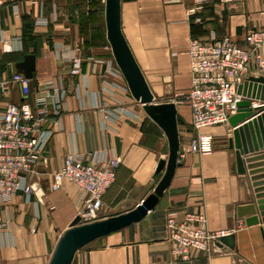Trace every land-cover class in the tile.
Returning a JSON list of instances; mask_svg holds the SVG:
<instances>
[{"label":"crops","instance_id":"1","mask_svg":"<svg viewBox=\"0 0 264 264\" xmlns=\"http://www.w3.org/2000/svg\"><path fill=\"white\" fill-rule=\"evenodd\" d=\"M0 1V112L25 100L12 76L28 54L35 55L36 68L27 101L34 105L50 86L64 93L60 114L49 106L48 120L40 124L51 136L28 177L32 194L0 199V218L9 222L0 232V264H48L61 233L80 212L78 187L66 179L54 186L65 157L77 153L89 162L94 154L106 153L120 160L116 180L103 196L102 216H109L134 208L153 189L157 166L168 157V141L115 72L120 69L107 41L105 1ZM101 8L104 27L94 38L85 18L99 15ZM45 18L48 23H41ZM263 26L264 0H121L122 33L160 103L175 102L178 93L190 89L192 39L229 36L244 44L249 31ZM75 58L81 67L72 75ZM261 76L264 69L251 62L239 90L252 108L264 104V84L250 81ZM176 106L180 157L160 202L142 221L79 250L72 264H264L263 224L253 189L248 175L238 173L228 144L234 129L228 122L203 128L201 133L213 137L214 149L193 153L189 144L197 132L190 107ZM254 158L264 194V156ZM172 210L179 220L187 212L203 214L210 231L226 232L231 239L179 260L166 231ZM253 218L259 223L247 225Z\"/></svg>","mask_w":264,"mask_h":264},{"label":"built area","instance_id":"2","mask_svg":"<svg viewBox=\"0 0 264 264\" xmlns=\"http://www.w3.org/2000/svg\"><path fill=\"white\" fill-rule=\"evenodd\" d=\"M105 1V0H103ZM0 1V5H1ZM54 21L57 16L54 14ZM46 24L47 19H41ZM264 26L249 31L244 44L231 37L219 40L192 39L188 47L191 68V86L187 92L176 95L175 104L186 103L191 111V125L197 132L189 144V151L209 154L214 149L213 137L201 133L203 128L224 125L242 100L240 87L247 80L251 62L264 69ZM81 60H73L72 75L79 73ZM121 75V71H115ZM12 79L21 88L25 100L20 104H10L0 112V199L10 201L16 194L29 197L33 185L28 177L35 172L41 155L51 136L40 124L49 116V106L55 114L62 109L63 94L49 87L45 96L35 99L34 105L27 101L32 94L31 81L22 74L15 73ZM128 92V88L125 87ZM40 107L41 110L35 109ZM120 160L106 153L94 154L87 162L77 153L64 159L63 166L55 176L56 188L66 179L79 189V216L83 221L100 217L103 196L116 180ZM9 222L0 218V232ZM166 231L173 243V253L179 260H188L192 252H210L213 244L226 232H212L208 228L205 215L187 212L182 220L178 213L170 211L167 216Z\"/></svg>","mask_w":264,"mask_h":264},{"label":"water","instance_id":"3","mask_svg":"<svg viewBox=\"0 0 264 264\" xmlns=\"http://www.w3.org/2000/svg\"><path fill=\"white\" fill-rule=\"evenodd\" d=\"M105 26L107 41L114 60L120 69L128 89L145 114L163 131L168 141V157L161 160L154 174L156 184L153 189L132 209L103 216L90 221H83L78 215L70 226L61 233L48 264H72L76 253L88 244L124 230L142 221L160 202L175 175L180 157V136L178 128V110L174 102H156L148 82L142 73L121 28V0H105ZM36 68L35 55L24 56L22 62L15 65L16 73L31 79ZM250 81L264 84V77H252ZM237 112L228 119L234 129L228 139L229 148L234 150L239 174L248 175L254 193L261 222L260 233L264 245V194L260 188V176H257L253 164L256 156H264V104L252 108V102L240 100ZM248 123L236 128L244 120ZM247 225L259 223V219L246 220ZM231 238L223 236L219 242Z\"/></svg>","mask_w":264,"mask_h":264},{"label":"rangeland","instance_id":"4","mask_svg":"<svg viewBox=\"0 0 264 264\" xmlns=\"http://www.w3.org/2000/svg\"><path fill=\"white\" fill-rule=\"evenodd\" d=\"M78 1V0H77ZM93 8H97V6H93ZM104 12L101 8V12L98 15L97 13L91 15H87L86 22H88V24L90 25V29L92 30V34L94 36V38H98V33L100 32V30L102 31L103 27H104ZM100 35V33H99ZM103 213V211L101 210V214Z\"/></svg>","mask_w":264,"mask_h":264}]
</instances>
